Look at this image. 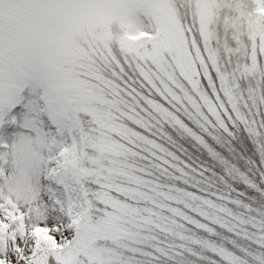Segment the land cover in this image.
Masks as SVG:
<instances>
[{
    "label": "snow or ice",
    "instance_id": "1",
    "mask_svg": "<svg viewBox=\"0 0 264 264\" xmlns=\"http://www.w3.org/2000/svg\"><path fill=\"white\" fill-rule=\"evenodd\" d=\"M0 264H264V0H0Z\"/></svg>",
    "mask_w": 264,
    "mask_h": 264
}]
</instances>
